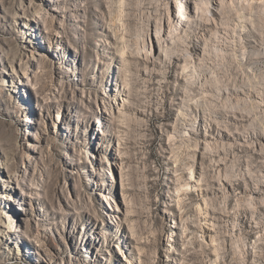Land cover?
Masks as SVG:
<instances>
[{
    "label": "rangeland",
    "instance_id": "obj_1",
    "mask_svg": "<svg viewBox=\"0 0 264 264\" xmlns=\"http://www.w3.org/2000/svg\"><path fill=\"white\" fill-rule=\"evenodd\" d=\"M180 1L0 0V264H264V0Z\"/></svg>",
    "mask_w": 264,
    "mask_h": 264
},
{
    "label": "bare ground",
    "instance_id": "obj_2",
    "mask_svg": "<svg viewBox=\"0 0 264 264\" xmlns=\"http://www.w3.org/2000/svg\"><path fill=\"white\" fill-rule=\"evenodd\" d=\"M181 7H182V10H180ZM176 11H178V13H179V11H180V14H178V19H179V20H185V19H186L185 5H184V2H183L182 0L180 1V5H178V9H177ZM202 59H205V56H203ZM19 88H21V87H18V89H19ZM15 91H16V92H21V94H22L21 89H20V91H18V90L15 89ZM27 119H28V118H27ZM217 249H218V248H217Z\"/></svg>",
    "mask_w": 264,
    "mask_h": 264
}]
</instances>
